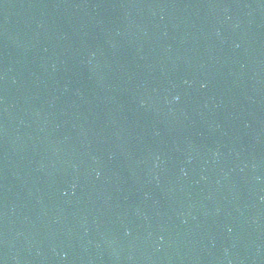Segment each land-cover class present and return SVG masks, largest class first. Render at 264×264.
<instances>
[{"label":"water","instance_id":"95a60500","mask_svg":"<svg viewBox=\"0 0 264 264\" xmlns=\"http://www.w3.org/2000/svg\"><path fill=\"white\" fill-rule=\"evenodd\" d=\"M0 264H264V0H0Z\"/></svg>","mask_w":264,"mask_h":264}]
</instances>
